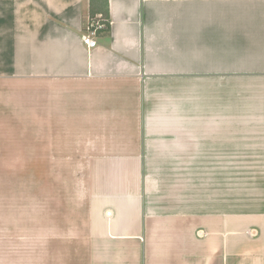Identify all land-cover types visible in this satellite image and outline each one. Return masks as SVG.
<instances>
[{
	"label": "crops",
	"instance_id": "obj_1",
	"mask_svg": "<svg viewBox=\"0 0 264 264\" xmlns=\"http://www.w3.org/2000/svg\"><path fill=\"white\" fill-rule=\"evenodd\" d=\"M0 264H264V0H0Z\"/></svg>",
	"mask_w": 264,
	"mask_h": 264
},
{
	"label": "built area",
	"instance_id": "obj_2",
	"mask_svg": "<svg viewBox=\"0 0 264 264\" xmlns=\"http://www.w3.org/2000/svg\"><path fill=\"white\" fill-rule=\"evenodd\" d=\"M109 22L102 15H96L90 17L86 25L81 32V42L86 46L87 49H93L97 45V33L105 31L109 27Z\"/></svg>",
	"mask_w": 264,
	"mask_h": 264
},
{
	"label": "rangeland",
	"instance_id": "obj_3",
	"mask_svg": "<svg viewBox=\"0 0 264 264\" xmlns=\"http://www.w3.org/2000/svg\"><path fill=\"white\" fill-rule=\"evenodd\" d=\"M109 28V27H108ZM81 35V34H80ZM81 40V39H80ZM28 180H33V177H29Z\"/></svg>",
	"mask_w": 264,
	"mask_h": 264
}]
</instances>
